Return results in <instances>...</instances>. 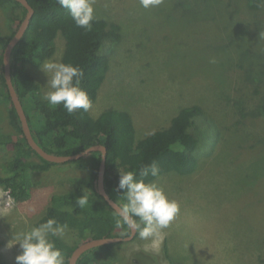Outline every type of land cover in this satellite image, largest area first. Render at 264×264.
Here are the masks:
<instances>
[{"label":"rangeland","instance_id":"1","mask_svg":"<svg viewBox=\"0 0 264 264\" xmlns=\"http://www.w3.org/2000/svg\"><path fill=\"white\" fill-rule=\"evenodd\" d=\"M87 8L122 31L119 44L100 50L110 53V69L90 117L126 111L140 141L169 127L184 107L199 105L204 115L195 122L206 142L197 149L203 152L195 174H166L133 192L136 201L154 203L155 224L105 249L98 264H264V118L236 122L264 100V10L251 11L246 0H88ZM9 16L10 6L0 7L4 35ZM56 47L32 71L44 100L55 97L62 34ZM8 113V104L0 103V134L15 135ZM12 155L10 147L0 148V175ZM71 164L31 174L33 190L25 201L0 187V257L6 264H44L31 239L46 229L35 223L54 194L90 178ZM65 229L52 233L73 242Z\"/></svg>","mask_w":264,"mask_h":264},{"label":"trees","instance_id":"2","mask_svg":"<svg viewBox=\"0 0 264 264\" xmlns=\"http://www.w3.org/2000/svg\"><path fill=\"white\" fill-rule=\"evenodd\" d=\"M27 1L34 15L12 51L11 74L34 140L48 153L59 156L78 154L99 144L105 146L106 192L133 217L138 233L151 228L157 217L154 203L148 199L136 201L132 194L166 174L196 173L206 144L195 122L204 115L203 109L199 105L184 107L169 127L140 141L136 138L133 117L126 111L108 110L97 119L91 118L89 108L96 102L110 69V53L101 54L100 50L104 44L121 42L120 24L94 18L87 8L88 0ZM246 1L251 11L264 10V0ZM4 6H10L11 28L6 35L0 29V103L8 104L9 124L17 134H0V148L13 150L12 157L1 164L0 187L16 200L25 201L33 190L31 174L48 171L56 163L45 160L30 147L11 100L4 77L3 54L27 9L15 0H0V7ZM58 34L65 39V50L55 77L56 93L52 100H44L40 98L41 85L32 71L54 56ZM250 116L255 120L264 118V100L253 111L247 109L239 115L240 121L236 122L249 124ZM200 144L201 153L197 155ZM204 153L207 154L205 149ZM35 157L39 161L33 160ZM101 159L102 153L97 151L73 161L71 165L90 178L76 189L54 194L35 223L36 229H46V235L31 239L40 262L59 264L63 259V264H69L74 250L84 242L129 234L128 223L96 189ZM58 228L69 230L73 242L52 233ZM115 245L91 249L77 264H98L101 253ZM0 264H6L1 257Z\"/></svg>","mask_w":264,"mask_h":264},{"label":"water","instance_id":"3","mask_svg":"<svg viewBox=\"0 0 264 264\" xmlns=\"http://www.w3.org/2000/svg\"><path fill=\"white\" fill-rule=\"evenodd\" d=\"M17 2H20L26 9L27 14L24 18V20L19 25L15 35L8 43L4 54H3V69H4V77L6 80V83L9 88V93L11 96L12 103L16 109V112L18 114V117L21 122V127L23 130V133L25 135V138L30 145L32 149H34L42 158L45 160L56 163V164H65L68 162L77 161L85 156H87L90 153L100 151L102 153V159L101 164L99 168V173L97 180L95 182L96 189L98 193L108 202V204L119 214L121 217L128 223L130 227L129 234L124 237H110V238H101V239H93L89 240L87 242H84L79 247H77L74 252L72 253L71 257L69 258V264H77L79 258L87 251L98 248L101 246H106L109 244L114 243H120V242H128L132 241L137 233H138V226L133 219V217L123 209L117 202H115L111 197L108 195L105 189V173H106V157H107V149L105 146L99 144L92 146L78 154L69 155V156H59L55 154L48 153L45 151L41 146L34 140L32 132L29 127L28 119L25 114V111L23 109V105L20 101V98L13 86L12 82V74H11V54L15 46L20 42V40L23 38L25 32L27 31L30 21L34 15V10L29 4L27 0H15Z\"/></svg>","mask_w":264,"mask_h":264},{"label":"flooded vegetation","instance_id":"4","mask_svg":"<svg viewBox=\"0 0 264 264\" xmlns=\"http://www.w3.org/2000/svg\"><path fill=\"white\" fill-rule=\"evenodd\" d=\"M137 236V235H136ZM124 237V236H123ZM136 239V238H135ZM135 239H133V240H135Z\"/></svg>","mask_w":264,"mask_h":264}]
</instances>
